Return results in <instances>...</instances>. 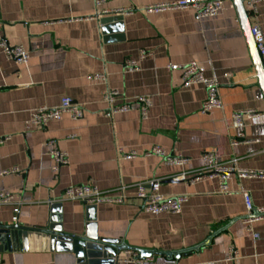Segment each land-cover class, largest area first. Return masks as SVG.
<instances>
[{"label": "crops", "instance_id": "obj_1", "mask_svg": "<svg viewBox=\"0 0 264 264\" xmlns=\"http://www.w3.org/2000/svg\"><path fill=\"white\" fill-rule=\"evenodd\" d=\"M174 1L180 0H104L98 7L96 0H0V40L30 54L29 63L19 66L0 49V139L7 138L0 145V192L14 194L19 204L0 206V225L43 228L53 205L60 204L63 231L84 235L88 205L67 199L65 190L90 184L108 197H125L123 204L96 205L101 238L161 253L190 250L211 238L179 258L156 254L138 259L134 250L122 252L119 264H264V217L256 211L264 207V177L232 174L229 193L220 192L217 178L174 180L204 172L207 151L236 170L264 172V94L232 0H224L226 9L218 16L204 19L191 8L146 10ZM257 11L249 12V18L264 33V2ZM142 52L147 55L139 69L127 72L126 64L139 60ZM190 62L202 65L206 78L219 83L221 109L202 114L206 88H185L182 72L168 70ZM110 90L121 95L115 105L149 97L147 118L137 108L108 118L104 94ZM64 97L84 109L81 120L65 114L26 129L33 110L58 106ZM241 111L258 116L245 115L240 128L234 114ZM50 140L69 154L59 174L53 171ZM154 147L190 162L169 166L159 156H144ZM132 152L136 158H123ZM14 168L19 172L3 174ZM154 180L161 181L164 196L188 197L180 215L143 211L139 186L146 184L149 191ZM242 190L252 196L251 215ZM248 216L257 219L246 223ZM14 246L5 251L0 243V264H77L74 252L54 251L48 239L35 233ZM231 246L239 252L234 262L227 261Z\"/></svg>", "mask_w": 264, "mask_h": 264}, {"label": "built area", "instance_id": "obj_2", "mask_svg": "<svg viewBox=\"0 0 264 264\" xmlns=\"http://www.w3.org/2000/svg\"><path fill=\"white\" fill-rule=\"evenodd\" d=\"M247 12L257 14L258 4L264 2V0H243ZM104 0H96V5L100 7ZM233 7V6H232ZM193 9L199 19L212 18L218 16L226 9L224 0H180L169 3L157 4L148 7V12H159L165 10H179V9ZM129 10H117L116 13L124 15ZM252 35L256 43L257 49L261 57L264 59V33L261 28L256 25L252 26ZM0 49H2L10 60L14 61L19 66H26L30 60L29 52L22 46H10L5 41L0 40ZM146 52L140 54L139 60H132L126 64V71L133 72L139 69V61L146 57ZM170 71H181L183 87L189 88L194 85H203L207 90V99L204 101L201 107V113L207 114L212 110L222 108V100L219 95L220 85L215 80L206 78L205 68L197 62H190L184 65H170L168 66ZM264 71V63H263ZM96 79L105 81V75H96ZM1 89V86H0ZM120 93L117 91H107L104 94V101L109 105V109L106 113L108 118H113L120 113H128L134 109H139L144 119L147 118L150 108L152 107V101L149 97L140 96L131 102H124L121 105H115ZM84 109L77 104L72 98H62L60 104L55 107H41L33 110L29 120L26 122V129H31L34 126H45L49 122L60 120L65 114H68L73 120L78 121L84 117ZM252 118L258 116L253 111H241L234 114L235 123L238 127H242L244 124V116ZM243 137V135H241ZM7 138L0 139V145L4 144ZM234 142L233 144H237ZM49 148V154L54 160L53 171L59 174L62 167L69 164L68 152L61 150L56 140H50L47 142ZM124 159H133L137 157L135 152L130 154H122ZM159 156L165 164L169 166H184L190 162L189 158L183 156L168 155L165 150L160 147H154L144 156ZM206 167L204 172L197 174L194 178H188L186 174H182L176 177L175 181H184L194 183L201 178L219 179L220 192L229 193V179L232 174H236L239 178H263L264 172L236 170L234 166H230L225 163L220 156L214 151L204 152L202 155ZM19 169L14 168L3 172L4 175L18 173ZM149 191L146 189V184H140L138 198L143 201V211L150 215H161L164 213L180 215L184 204L188 201L186 195H177L173 197H166L161 193V181L154 180L148 183ZM243 201L245 208L249 215L255 210V206L252 200V196L249 191L242 190ZM66 198L69 200H79L86 205H98L101 203H119L125 202V197L122 195L118 198L108 197L104 192L100 191L96 186L85 185H73L65 190ZM15 195L9 192H0V206L17 204ZM19 208H16L14 212L18 214ZM258 215L264 217V207L258 208ZM257 218L247 217L246 223H252ZM17 221V217L13 219ZM258 234H254V240L258 239ZM239 258V252L234 246L229 248L227 261L234 262Z\"/></svg>", "mask_w": 264, "mask_h": 264}, {"label": "water", "instance_id": "obj_3", "mask_svg": "<svg viewBox=\"0 0 264 264\" xmlns=\"http://www.w3.org/2000/svg\"><path fill=\"white\" fill-rule=\"evenodd\" d=\"M232 3L248 39L251 54L257 68L260 86L264 94V59L259 54L252 35V23L249 18V13L245 8L243 0H232ZM105 25L106 23L104 22L103 26ZM103 29L105 31L106 26ZM60 209V204L53 205V216L49 223L43 228H28L19 224L0 225L1 247L5 251H13L15 247L14 245H16L23 236L35 233L48 239L51 249L54 251L74 252L78 259L77 264H119L121 253L126 251H136L138 253V259L152 257L156 254H163L169 258H179L183 253L191 250H198L202 246L209 244L211 241V238H209L200 246L178 252L161 253L158 251L132 249L123 244L121 240H108L99 236L94 216L96 205H88L87 207V229L86 233L81 236L70 235L63 231L61 226V216L58 214L60 213ZM253 212H255V210Z\"/></svg>", "mask_w": 264, "mask_h": 264}]
</instances>
